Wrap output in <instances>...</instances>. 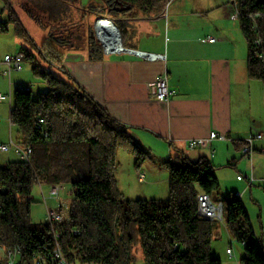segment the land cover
Returning a JSON list of instances; mask_svg holds the SVG:
<instances>
[{"label": "trees", "instance_id": "trees-1", "mask_svg": "<svg viewBox=\"0 0 264 264\" xmlns=\"http://www.w3.org/2000/svg\"><path fill=\"white\" fill-rule=\"evenodd\" d=\"M0 1L2 13L8 16L7 21L0 20V37L9 32V24L13 23L17 36L32 43L11 0ZM167 2L107 0L98 9H106L100 14L104 17L115 15L122 6L162 12ZM23 3L43 20L49 13L57 15V9L65 13L66 7H73V0ZM238 11L248 45L249 78L264 84V0H239ZM257 41L261 46H256ZM36 48L51 65L63 66L64 54L50 39ZM21 53L24 60H34L26 49L22 48ZM33 73L48 90L37 98L32 96V90L14 91L10 122L17 130L16 144L30 147L33 154L30 163L20 159L4 162L0 158V245L6 250L19 248L20 264H33L34 257L56 264L51 255L57 244L68 264H135L139 249L146 264H223L214 248L220 222L199 215L200 193L221 202L213 163L206 158L196 162L184 158L170 164L167 200L124 199L116 185L117 152L123 148L133 153L137 168L144 163L147 152L133 142L126 127L69 77L57 78L38 66ZM38 185L71 188L66 189L72 201L65 223L51 226L32 222ZM222 204L226 228L243 246L240 264H264V251L258 246L241 197L236 194ZM76 230L80 232L77 236Z\"/></svg>", "mask_w": 264, "mask_h": 264}, {"label": "crops", "instance_id": "crops-1", "mask_svg": "<svg viewBox=\"0 0 264 264\" xmlns=\"http://www.w3.org/2000/svg\"><path fill=\"white\" fill-rule=\"evenodd\" d=\"M106 1L92 0L86 9L66 7L65 13L57 9L60 19H69V14L74 17L79 12L80 19L89 18L93 25L91 31L86 23H74L73 31L60 37L70 47L61 69L129 130L136 145L152 156L137 169L138 178L144 176L141 182L149 178L150 185L161 187V194L169 196L170 164L184 158L189 162L206 158L215 168L225 162L230 165L231 160L236 161L235 153L243 148L234 142H246L258 134L263 138L255 140L254 149L264 154V84L248 75V45L239 20L233 19L238 3L175 0L162 12L122 6L115 15L104 17L100 14L106 9L98 8L105 6ZM27 16L37 24L43 20L31 12ZM103 17L122 28L124 46L164 54L166 62H150L130 54H105L94 36L95 22ZM207 37L216 42H204ZM0 65L4 71L3 61ZM164 72L168 73L170 88L177 92L168 104L155 98V83ZM12 75L8 76V94L14 93ZM8 104L11 112L13 101ZM212 132L226 136L227 141L215 140L189 148L192 140H207ZM124 150L119 149L117 157ZM70 204L71 201L65 205ZM62 205L59 210H63ZM221 229L219 223L215 242ZM227 248V264H240L242 255L234 260L226 254ZM0 264H4L3 259Z\"/></svg>", "mask_w": 264, "mask_h": 264}, {"label": "rangeland", "instance_id": "rangeland-1", "mask_svg": "<svg viewBox=\"0 0 264 264\" xmlns=\"http://www.w3.org/2000/svg\"><path fill=\"white\" fill-rule=\"evenodd\" d=\"M96 3L104 0H94ZM232 5L237 4L239 0H230ZM13 8L19 19L24 30L29 34L32 43L26 42L24 38L17 36L16 25L9 24V32L1 35L0 37V62L4 60L6 55L15 56L22 48L26 49L33 57L32 59L24 60V71L21 73H14L12 75L13 90L15 91L20 86L30 87L32 90V96L37 98L40 94L45 93L48 90V86L45 82L33 73V68L38 66L42 70L52 74L60 79H67L63 74L61 68L51 65L46 61L41 55L36 47H41L45 39H50L55 47L59 49L65 55L70 52V47L65 43L60 37L66 33L69 34L70 30L73 31L72 24L74 23H86L88 24V30L91 29L93 25L89 22V18L84 20L78 17L80 14L76 12L74 17L70 16L69 19H60L55 13H49L45 20H42L39 24L30 20L27 16V12L21 5L17 4V0H11ZM75 3V4H73ZM73 7H81L86 9L91 7L92 0H73ZM78 5V6H77ZM25 6V5H23ZM166 7V6H165ZM3 4L0 1V20L5 22L8 20L6 13H2ZM72 15V14H71ZM83 15V14H82ZM91 14H89L90 16ZM64 33V34H63ZM68 35H65V37ZM35 46H34V45ZM0 71L3 72V66L0 65ZM0 82L3 84L0 87V92L8 94L9 77L0 74ZM9 104H0V116L2 117L3 123L0 124V146L2 144H9L11 139L17 143V130L10 123V111ZM146 152V151H145ZM14 149H11L8 153L0 152V158L5 161L9 159L15 160ZM236 161L231 160L230 162L234 167L230 166L228 162H225L221 167H217L215 174L220 184L218 199L226 204L227 200L232 198L236 194L242 195V202L249 214L258 246L264 251V154L260 152H255L253 159L254 166V177L256 179L255 184L249 189L246 180L239 181L238 176L245 177L250 173V163L247 159L243 158L242 152H236ZM152 156L147 153L146 161H150ZM17 159V158H16ZM118 169L116 172V185L120 196L127 200H157L164 201L169 198V196L161 194V187L152 186L149 184L148 180L141 182L138 178V168L136 167V156L129 152L123 151V155L117 157ZM230 163V164H231ZM145 173V172H142ZM146 176V175H145ZM67 190L70 187L65 186ZM49 186L38 185L34 190V202L32 204L31 210V220L34 224H46L48 210L60 209L61 204H63V211L65 214L68 213L70 207L66 206V202L72 201V197L67 194V190L61 191L60 199H51L49 195ZM46 199V201L44 200ZM222 227L219 235V240L215 242L214 248L217 255H220L223 264H227V258L224 256L225 249L227 247H232L234 251V260L239 258L240 255L244 254L243 246L239 244L235 239L231 237L228 230L225 229L224 221L220 222ZM228 249V248H227ZM6 258L5 252L0 249V261ZM135 264H146L142 251L139 249L137 251V259Z\"/></svg>", "mask_w": 264, "mask_h": 264}, {"label": "built area", "instance_id": "built-area-1", "mask_svg": "<svg viewBox=\"0 0 264 264\" xmlns=\"http://www.w3.org/2000/svg\"><path fill=\"white\" fill-rule=\"evenodd\" d=\"M175 0H168L165 9L168 10L169 7L172 5V3ZM237 8V7H236ZM239 17V11L238 8L236 9V12L233 16V19H238ZM109 23V24H105ZM94 36L96 39V42L102 49V51L107 54H130L137 56L139 58L145 59L150 62L155 61H162L166 62L167 56L164 54H154L149 52H143L139 50H134L132 48L126 47L123 44L122 35L120 32V29L111 21H109L106 18H98L94 25ZM204 42H210L214 43L216 42V39L213 37H207L203 39ZM256 46H261V43L259 41L256 42ZM262 58V57H261ZM24 56L22 53H18L15 56H6L3 60V64L6 66V69L2 72L0 71V74H3L5 76H10L13 73H21L24 71ZM155 98L164 104H168L171 99L177 94L175 90H172L169 86L168 81V73L164 72L161 77L158 79V81L155 83ZM21 90H25L26 92H30L31 88L27 86H20ZM13 95L14 93L11 91L9 94H4L0 92V104L9 102L10 104L13 101ZM42 122L43 121H39ZM3 123V120L0 116V124ZM45 138L49 137V134L45 132L44 134ZM263 136L261 134H258L257 136L250 137L245 143L246 145L242 148V156L247 159L250 163V173L243 177L238 176V180L243 181L246 180L248 187H251L255 183V177H254V168H253V154L255 152L254 149V142L255 140H261ZM215 140L219 141H227L226 136L219 135L216 132H212L210 135V138L207 140L202 139H196L192 140L189 143V148L194 149L197 147L202 146L205 142H212ZM11 149H14L15 155L23 162L30 163L33 151L30 147H23L21 145L16 144L12 139L9 144L1 145L0 146V152L8 153ZM144 179V176H140V180L142 181ZM65 190V187L63 186H52L49 189V195L51 199H60L61 191ZM239 197H241L240 194H237ZM46 201V199H44ZM198 204H199V215L205 219L210 221H217L221 222L223 221V215H224V206L222 203H216L213 198L206 193H200L198 195ZM68 214H65L63 210H48V216H47V223L51 226L65 223L67 220ZM80 232L78 230L74 231V235H79ZM55 237L58 238L59 235L55 234ZM177 248V247H176ZM0 249L5 252L6 258L4 259V264H20L21 261V250L19 248L6 250L0 245ZM226 254L230 257H234V251L232 247H229L226 250ZM51 259L56 264H68L67 260L65 259L61 247L59 244H57V248L54 251V253L51 255ZM33 264H48L44 257H34Z\"/></svg>", "mask_w": 264, "mask_h": 264}, {"label": "flooded vegetation", "instance_id": "flooded-vegetation-1", "mask_svg": "<svg viewBox=\"0 0 264 264\" xmlns=\"http://www.w3.org/2000/svg\"><path fill=\"white\" fill-rule=\"evenodd\" d=\"M107 2V1H106ZM23 3V0H17V4L18 5H21L27 12H28V10L26 9V6H23L24 5V3ZM34 14V13H33ZM36 15H37V13H35Z\"/></svg>", "mask_w": 264, "mask_h": 264}, {"label": "water", "instance_id": "water-1", "mask_svg": "<svg viewBox=\"0 0 264 264\" xmlns=\"http://www.w3.org/2000/svg\"><path fill=\"white\" fill-rule=\"evenodd\" d=\"M110 20V19H109ZM110 21H112L117 27H118V25L113 21V20H110ZM119 28V27H118Z\"/></svg>", "mask_w": 264, "mask_h": 264}, {"label": "bare ground", "instance_id": "bare-ground-1", "mask_svg": "<svg viewBox=\"0 0 264 264\" xmlns=\"http://www.w3.org/2000/svg\"><path fill=\"white\" fill-rule=\"evenodd\" d=\"M106 19H108V18H106ZM109 20V19H108ZM110 21V20H109ZM112 22V21H111ZM105 24H109V23H105Z\"/></svg>", "mask_w": 264, "mask_h": 264}]
</instances>
